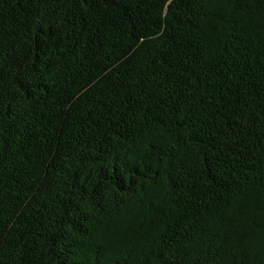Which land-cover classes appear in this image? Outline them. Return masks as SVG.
Here are the masks:
<instances>
[{
  "label": "trees",
  "instance_id": "1",
  "mask_svg": "<svg viewBox=\"0 0 264 264\" xmlns=\"http://www.w3.org/2000/svg\"><path fill=\"white\" fill-rule=\"evenodd\" d=\"M0 264H264V0H0Z\"/></svg>",
  "mask_w": 264,
  "mask_h": 264
}]
</instances>
